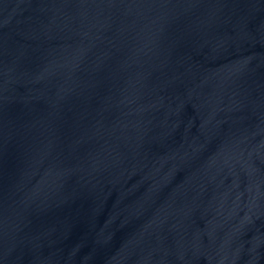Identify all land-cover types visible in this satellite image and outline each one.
<instances>
[{
    "label": "water",
    "instance_id": "95a60500",
    "mask_svg": "<svg viewBox=\"0 0 264 264\" xmlns=\"http://www.w3.org/2000/svg\"><path fill=\"white\" fill-rule=\"evenodd\" d=\"M0 264H264V0H0Z\"/></svg>",
    "mask_w": 264,
    "mask_h": 264
}]
</instances>
